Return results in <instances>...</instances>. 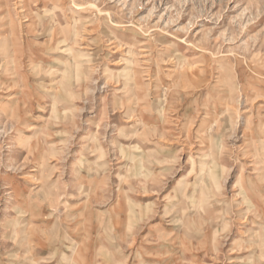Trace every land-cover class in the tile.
I'll list each match as a JSON object with an SVG mask.
<instances>
[{
    "label": "rangeland",
    "instance_id": "1",
    "mask_svg": "<svg viewBox=\"0 0 264 264\" xmlns=\"http://www.w3.org/2000/svg\"><path fill=\"white\" fill-rule=\"evenodd\" d=\"M261 171L264 0H0V264H264Z\"/></svg>",
    "mask_w": 264,
    "mask_h": 264
},
{
    "label": "bare ground",
    "instance_id": "2",
    "mask_svg": "<svg viewBox=\"0 0 264 264\" xmlns=\"http://www.w3.org/2000/svg\"><path fill=\"white\" fill-rule=\"evenodd\" d=\"M54 38V37H53ZM9 100H13L12 98H9L8 99V101ZM210 171V170H209ZM258 173H260V174H258V176H259V179H260V181H263L264 182V174H263V171H261V172H258ZM213 179L215 178V175L213 174ZM214 181V180H213ZM214 183H215V181H214ZM255 190V189H254ZM40 203H45V202H51L50 201V199L48 198V197H45V198H43V199H41L40 201H39Z\"/></svg>",
    "mask_w": 264,
    "mask_h": 264
}]
</instances>
